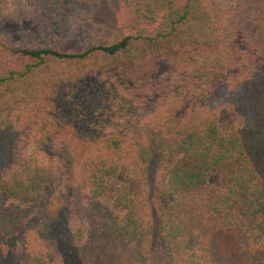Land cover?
Here are the masks:
<instances>
[{"label": "trees", "instance_id": "trees-1", "mask_svg": "<svg viewBox=\"0 0 264 264\" xmlns=\"http://www.w3.org/2000/svg\"><path fill=\"white\" fill-rule=\"evenodd\" d=\"M25 1L63 20L28 42L0 35V121L31 123L39 99L63 92L72 103L57 110L71 121L74 99L91 110L85 149L66 177L67 231L79 262L264 264V0H118L125 34L100 44L98 29L81 24L78 51L58 46L87 6ZM224 104L239 112L240 124L219 125ZM27 135L0 170L5 237L18 236L36 215L59 182L58 154L71 151L54 135L36 139L30 126ZM123 169L116 211L101 197ZM213 174L222 188L209 183ZM135 181L141 196L127 189ZM156 220L166 261L153 256ZM20 243L22 264L61 259L55 240L38 244L30 235Z\"/></svg>", "mask_w": 264, "mask_h": 264}, {"label": "rangeland", "instance_id": "rangeland-1", "mask_svg": "<svg viewBox=\"0 0 264 264\" xmlns=\"http://www.w3.org/2000/svg\"><path fill=\"white\" fill-rule=\"evenodd\" d=\"M78 1L87 7L84 9L80 8L77 11L71 34H68L59 44V50L78 51L83 47L81 24L98 29L95 40L100 44L112 43L125 34V28L118 21V0ZM231 1L209 0L210 3L218 6H225ZM55 18L53 14L44 10L36 11L25 0H0V35L10 33L13 36V41L28 42L32 38L33 32L39 34L40 31H45L50 23L56 25L63 20V18H59L58 20L57 17V22ZM63 94L64 92L51 98L52 100L55 98L59 99L58 102L44 99L43 97L39 99L36 105H41V110L36 114V119L32 120L31 123L24 122L26 119L23 118H17L18 121H21L20 123H17L16 120L7 121V118L0 121V170L6 167V155L9 153V150L13 146L17 147L18 144L24 145L23 143H27L24 139L28 136V126L31 127L32 132L34 130L38 132L36 139L47 138L51 140V137L54 135L59 141L57 144L62 145L66 143L68 146L66 149L71 150V156L65 150H62L58 154L59 159L64 162V167L59 171V182L54 186H50V189L43 194L36 215L26 222L20 234L18 236L5 237L0 233V264H22L25 251L19 250L22 246L20 242L22 240L24 243L27 236L29 237L30 235L37 239L38 244H42L44 240L50 242L51 239L58 243L61 259L56 257L55 260H49L42 264H81L67 231L66 207L68 198L66 190L69 183L66 177L71 172L72 163L69 161L72 160L73 164H75L83 154L82 151L85 149L83 146L86 144L83 142L84 136L87 126H90L88 123L93 114H91L89 108H86L84 101L79 102L74 99L73 104L76 109L74 112L77 118L71 121L70 116L57 110V107H61L63 103H67L69 106L72 103V101L64 99ZM93 94L94 91L90 89L88 95L91 96ZM70 109H65L63 112H69ZM32 114H34V109L30 110L27 118ZM242 118L232 105L224 104L218 112V123L222 128L238 125L242 122ZM22 123L24 127L21 125ZM18 126L23 129L17 134L14 132V129ZM85 127L86 129H84ZM100 130L102 129L94 128L92 125V132ZM47 149H49V144L47 145ZM49 164H52L51 160ZM123 173L124 169L101 197L104 204L116 211L120 210V208L113 206V196L117 191L118 185L123 180ZM209 183L220 188L224 186L216 174L210 176ZM52 188L55 190L53 191ZM127 189L131 193H135L136 196H141L143 192V187L139 181L130 182ZM8 202L12 204L16 203L14 199H10ZM154 203H156V198H154ZM141 209H146V207L142 205ZM154 224L153 256L161 261H166L164 258V247L158 237L157 220L154 221ZM86 234L85 231H82V241ZM50 246L52 247L51 244ZM23 250H25L24 247Z\"/></svg>", "mask_w": 264, "mask_h": 264}]
</instances>
